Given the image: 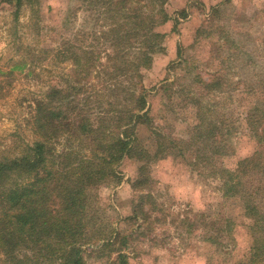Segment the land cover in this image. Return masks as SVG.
<instances>
[{
	"label": "rangeland",
	"instance_id": "374dc122",
	"mask_svg": "<svg viewBox=\"0 0 264 264\" xmlns=\"http://www.w3.org/2000/svg\"><path fill=\"white\" fill-rule=\"evenodd\" d=\"M80 1L42 0L41 34L28 7L15 18L14 7L0 2V156L15 155L32 142L35 99L52 84H66L74 60L68 50L58 53L63 39L78 46L86 38L77 42L74 34L85 29L88 35L103 20L99 17L96 23L95 14L87 20ZM164 7L171 19L160 27L165 37L150 67L143 70L142 84L148 94L145 109L175 148L167 157L156 158L149 126L138 129L139 144L150 147L144 181L134 186L140 162L126 158L116 166L118 182L90 192L91 231L99 228L108 234L83 246L86 264H121L118 253L125 254L127 264H233L249 255V220L238 204L222 196L216 168L221 160L198 138L200 130L193 131L198 122L188 97L194 91L203 105H211L213 118L238 119V134L227 139L232 161L252 153L253 143L244 136L249 130L234 109L240 98L244 103L262 100L257 92L264 88V0H166ZM95 9L96 2L88 6V13ZM62 53L68 55L66 62ZM209 74L217 78L219 91L197 86L195 81ZM93 76L82 80L88 84L80 93H100L92 99L98 111L129 101L124 91L108 92ZM165 82H171L168 91H159ZM242 87H252L254 96L240 95L236 89ZM244 105L240 103V110ZM53 144L61 149L64 141L59 137ZM222 164L232 167L226 159ZM255 181L264 184L263 177ZM229 219L234 222L231 229ZM114 234L112 244L105 245Z\"/></svg>",
	"mask_w": 264,
	"mask_h": 264
},
{
	"label": "trees",
	"instance_id": "16d2710c",
	"mask_svg": "<svg viewBox=\"0 0 264 264\" xmlns=\"http://www.w3.org/2000/svg\"><path fill=\"white\" fill-rule=\"evenodd\" d=\"M165 1H80L87 20L94 14L96 23L99 17L103 20L88 35L85 29L74 34L77 42L86 38L78 46L70 38L63 39L58 53L68 50L74 60L68 69L66 84L62 87L52 84L43 97L35 99L30 119L34 133L32 142L15 155L0 156V256L3 264H86L83 246L94 239L104 240L108 234L99 228L91 231L90 192L101 184L118 182L116 166L126 158L140 162V175L134 180V186L144 181L146 167L143 165L148 160L150 147L139 144L138 129L149 126L156 158L167 157L175 148L173 140L155 128L150 109H145L148 94L142 84L143 70L150 67L152 56L165 37L160 27L171 19L165 11ZM0 2L14 7L15 18L22 7H28L38 34L45 29L39 15L42 0ZM95 2V13H88V6ZM62 56L66 62L67 53ZM26 64V61L21 62L22 67ZM91 74L108 92L124 91L128 97L125 100L129 101L123 106L116 103L117 109L98 111L92 99L100 93H80L88 84L82 80ZM211 74L195 82L201 89L217 87L215 90L219 91L218 80ZM170 84H161L159 91H168ZM251 88L236 90L250 97L255 91ZM257 93L262 100L244 103L240 98L235 105L234 111L241 113L249 130L244 136L252 141L253 151L233 161L227 139L238 134V119L226 122L218 116L219 119L213 118L211 105H203L194 91H190L188 97L199 123L193 125V131L200 130L198 138L202 137L206 146L214 148L212 154L221 160L216 168L222 196L238 204L242 215L249 220L246 225L250 233L249 255L233 264L264 262V184L255 181L258 177L264 178V88ZM106 102L112 103L110 99ZM240 103L245 104L242 110ZM215 111L216 115L220 112L216 108ZM59 137L64 141L61 149L53 144ZM82 143L86 146L82 147ZM225 159L232 167L222 164ZM132 210L135 217L136 209ZM227 221L231 229L234 222ZM115 238V234L110 235L105 245L110 246ZM117 258L121 264H127L125 254L118 253Z\"/></svg>",
	"mask_w": 264,
	"mask_h": 264
}]
</instances>
